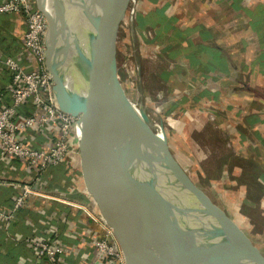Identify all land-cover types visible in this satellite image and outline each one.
<instances>
[{
	"label": "crops",
	"instance_id": "obj_1",
	"mask_svg": "<svg viewBox=\"0 0 264 264\" xmlns=\"http://www.w3.org/2000/svg\"><path fill=\"white\" fill-rule=\"evenodd\" d=\"M218 1L137 0L135 25L139 39L146 38L155 53H165L166 57L180 53L183 63L178 61L175 67L162 70L166 81L174 69L183 67L201 78L206 76L221 100L227 101L223 130L236 153L259 167L252 182L243 185L248 201L244 202H258L262 207L264 59L260 57V41L264 37V0H222V14ZM253 20L260 21L255 28ZM24 29L19 13L0 12V55L21 57ZM8 80V73L0 70V103L10 99L4 87ZM51 130L44 135L38 130L25 132L21 140L35 148L47 147ZM77 160L71 166L59 163L40 168L17 157L0 155V209L11 211L5 217L0 213V264H47L35 254L33 242L38 239L53 244L58 264H123L122 258L97 256L95 239L107 224L82 175L75 173L80 169ZM23 190L25 202L12 210L15 196Z\"/></svg>",
	"mask_w": 264,
	"mask_h": 264
},
{
	"label": "water",
	"instance_id": "obj_2",
	"mask_svg": "<svg viewBox=\"0 0 264 264\" xmlns=\"http://www.w3.org/2000/svg\"><path fill=\"white\" fill-rule=\"evenodd\" d=\"M127 1L98 0L96 16L87 14L93 24L85 39L79 0H35L47 19L45 65L56 102L80 127L85 188L123 256L136 264H264V255L199 187L185 177L183 186L171 182L126 141L114 41Z\"/></svg>",
	"mask_w": 264,
	"mask_h": 264
},
{
	"label": "rangeland",
	"instance_id": "obj_3",
	"mask_svg": "<svg viewBox=\"0 0 264 264\" xmlns=\"http://www.w3.org/2000/svg\"><path fill=\"white\" fill-rule=\"evenodd\" d=\"M217 3L222 14L225 3L222 0ZM126 8L118 19L114 41L121 96H129L159 118L169 156L174 159L181 178L191 181L221 209L227 210L243 235L264 255V206L258 202L246 204L243 186L252 182L259 167L236 153L223 130L227 122V101L221 100V94L206 76L201 78L183 67L174 69L166 81L162 70L175 67L178 61L183 63L178 57L180 53L167 57L165 53H155L146 38L141 40L132 33ZM260 42L264 50V37ZM75 173L81 174L80 169H75Z\"/></svg>",
	"mask_w": 264,
	"mask_h": 264
},
{
	"label": "built area",
	"instance_id": "obj_4",
	"mask_svg": "<svg viewBox=\"0 0 264 264\" xmlns=\"http://www.w3.org/2000/svg\"><path fill=\"white\" fill-rule=\"evenodd\" d=\"M137 0L127 1L130 29L139 35L133 23ZM19 13L25 22L22 33L21 57L0 55V70L9 75L5 89L9 101L0 103V155L20 158L27 165L45 168L47 165L64 164L71 166L79 157L80 127L77 116L62 110L53 92L52 75L45 65V37L47 19L35 5V0H0V12ZM50 144L35 148L23 143L21 135L38 130L41 135L49 132ZM26 192H19L13 202L12 210L25 202ZM8 212L0 213L5 217ZM106 223V222H105ZM107 224V223H106ZM98 257L111 255L122 258V250L110 226L95 239ZM38 258H45L47 264H58L55 248L48 240L33 242Z\"/></svg>",
	"mask_w": 264,
	"mask_h": 264
},
{
	"label": "bare ground",
	"instance_id": "obj_5",
	"mask_svg": "<svg viewBox=\"0 0 264 264\" xmlns=\"http://www.w3.org/2000/svg\"><path fill=\"white\" fill-rule=\"evenodd\" d=\"M98 0H79L78 8L82 24L83 35L88 39L92 31V24L88 13L94 18L97 12ZM123 16V15H122ZM121 88V85H120ZM127 95V94H126ZM143 113L145 116H143ZM119 116L126 141L139 153L155 170L171 182L183 186L182 178L176 168L174 159L167 153L166 135L158 117L143 109L129 96H121ZM78 164H80L78 157ZM141 239H148L146 234L132 230ZM126 264H136L128 256L124 257Z\"/></svg>",
	"mask_w": 264,
	"mask_h": 264
},
{
	"label": "trees",
	"instance_id": "obj_6",
	"mask_svg": "<svg viewBox=\"0 0 264 264\" xmlns=\"http://www.w3.org/2000/svg\"><path fill=\"white\" fill-rule=\"evenodd\" d=\"M259 22H260V21H258V20H257V21H254V20H253V21L251 22L252 27L255 28V27L258 25ZM262 38H263V37H262ZM263 52H264V50H263ZM262 56H264V53L261 54L260 57H262ZM263 59H264V58H263ZM261 64H262V66H264V61H262ZM261 69L264 70V67L261 68Z\"/></svg>",
	"mask_w": 264,
	"mask_h": 264
}]
</instances>
